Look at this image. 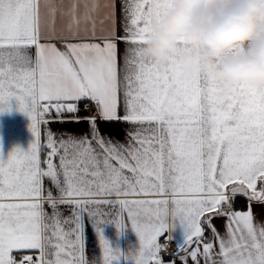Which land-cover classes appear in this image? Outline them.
<instances>
[{
    "label": "snow or ice",
    "instance_id": "obj_1",
    "mask_svg": "<svg viewBox=\"0 0 264 264\" xmlns=\"http://www.w3.org/2000/svg\"><path fill=\"white\" fill-rule=\"evenodd\" d=\"M168 3L123 0L117 35L115 0H0V113L14 101L33 136L27 150L0 155V264H87L89 220L102 264L121 255L101 234L105 222L136 233L134 264H165L161 253L177 225L182 242L173 255L182 264L189 257L194 264L198 257L204 264H264V224L254 223L250 207L259 203L264 217V89L241 85L222 98L210 78H177L175 67L148 61L140 45ZM119 43L126 45L122 79ZM81 101L103 121L132 126L127 143L102 136L89 116L88 134L57 140L48 131L42 144L45 116L74 114ZM237 196L250 202L247 211L234 210ZM61 205L71 207L70 217H61ZM214 218L226 219L223 236ZM206 229L218 251L205 242Z\"/></svg>",
    "mask_w": 264,
    "mask_h": 264
},
{
    "label": "clouds",
    "instance_id": "obj_2",
    "mask_svg": "<svg viewBox=\"0 0 264 264\" xmlns=\"http://www.w3.org/2000/svg\"><path fill=\"white\" fill-rule=\"evenodd\" d=\"M140 47L154 66L175 67L177 78H210L222 98L241 85L262 90L264 0H169Z\"/></svg>",
    "mask_w": 264,
    "mask_h": 264
},
{
    "label": "crops",
    "instance_id": "obj_3",
    "mask_svg": "<svg viewBox=\"0 0 264 264\" xmlns=\"http://www.w3.org/2000/svg\"><path fill=\"white\" fill-rule=\"evenodd\" d=\"M122 3L123 0H115V27L117 35L122 33V27L124 23L123 11H122ZM59 24V21H58ZM98 34H99V25H98ZM91 42L95 43H103L102 40H93ZM56 43V46L61 50L64 51L65 49L63 46ZM125 49L126 45L124 43H119L118 45V68L120 69V76L121 79L123 78L124 72V56H125ZM29 55H31L34 59L35 50L34 48L29 51ZM122 92H121V101H122ZM12 103V108L8 112L0 113V155L6 156L7 153L12 150L14 147H19L21 149L27 150L29 144L33 140L32 133L29 130V119L21 112L15 109V102ZM90 104V102H89ZM120 114L123 113V108L119 109ZM89 116H95L97 120V126L99 128L100 134L107 139L113 140L114 142H118L121 144L127 143V134L129 131L133 130L132 126L123 123V122H106L100 119L95 106L91 105L90 108H85V102L81 101L78 104V111L74 114L65 113L62 117L57 118L55 113L53 112L51 115H46L45 119L49 121L48 124H40L39 125V132H40V140L43 144L46 141V133L51 131L52 133L56 134L55 138L59 140L61 138L60 134H72L75 136H83L88 134L89 132V124L86 121V118ZM65 122L61 123L60 120ZM79 120L80 122L77 123L76 121ZM47 149L42 151L41 159L43 160L46 156ZM54 163L57 165L59 164L58 157L54 158ZM44 187L46 190L50 189L54 195H56V189L52 186L50 181L45 178L44 180ZM241 197V196H240ZM245 198V197H242ZM115 199V197H113ZM247 200V198H245ZM248 201V200H247ZM248 201V207H249ZM248 207L245 211L248 210ZM250 207L254 214V223L257 226H261L264 224V217L261 215V205L257 202H251ZM44 210L51 215L52 209L47 205L44 204ZM105 211L115 213L117 209L115 208H106ZM59 212L62 218L70 217L71 216V207L61 205L59 207ZM213 225L219 232L221 236L225 234V225L226 219L225 218H214L212 221ZM67 227V226H66ZM101 234L108 241L109 246L113 250H119L121 255H119L115 260L112 261V264H134L132 260V256L135 255L136 251L139 248V240L136 233L129 227L124 230L118 231L114 224L111 223H103L100 226ZM209 232V238L206 233ZM172 237L179 243L182 242V229L179 225H177L172 231ZM208 234V233H207ZM167 234H165L166 237ZM165 237L160 238V242ZM205 242L211 241L214 244L215 250L218 251V245L212 239V234L209 230H206L204 233ZM55 242V241H54ZM84 242H85V256L87 260V264H102V251L99 244V239L97 236L96 231L92 226V222L89 220L86 223L85 231H84ZM195 246V245H194ZM52 252L55 249H51ZM200 251L202 252V244L200 245ZM38 253V250H30L27 254ZM162 256V255H161ZM173 257V256H172ZM50 259H54V257L50 256ZM165 264H170L171 257L162 256ZM19 259V257H17ZM199 264H204L203 258L198 257ZM174 264H182V261L177 256L174 260ZM187 264H194V262L189 257L187 260Z\"/></svg>",
    "mask_w": 264,
    "mask_h": 264
},
{
    "label": "built area",
    "instance_id": "obj_4",
    "mask_svg": "<svg viewBox=\"0 0 264 264\" xmlns=\"http://www.w3.org/2000/svg\"><path fill=\"white\" fill-rule=\"evenodd\" d=\"M165 238L162 240L161 243H165ZM176 244H178V242L176 240H172L171 242H167V251H164L161 253L162 256H165V257H172L174 256L173 253H175L176 251ZM33 255V258L35 259L36 256L39 255V252L38 253H35V254H31Z\"/></svg>",
    "mask_w": 264,
    "mask_h": 264
},
{
    "label": "trees",
    "instance_id": "obj_5",
    "mask_svg": "<svg viewBox=\"0 0 264 264\" xmlns=\"http://www.w3.org/2000/svg\"><path fill=\"white\" fill-rule=\"evenodd\" d=\"M247 207H248V201L245 198L237 196L234 199V204H233L234 210H243V211H245L247 209ZM207 233H206V235H208V238H209V232H207Z\"/></svg>",
    "mask_w": 264,
    "mask_h": 264
},
{
    "label": "water",
    "instance_id": "obj_6",
    "mask_svg": "<svg viewBox=\"0 0 264 264\" xmlns=\"http://www.w3.org/2000/svg\"><path fill=\"white\" fill-rule=\"evenodd\" d=\"M176 257H177V256H173V257H171V262L174 261ZM174 262H175V261H174Z\"/></svg>",
    "mask_w": 264,
    "mask_h": 264
},
{
    "label": "bare ground",
    "instance_id": "obj_7",
    "mask_svg": "<svg viewBox=\"0 0 264 264\" xmlns=\"http://www.w3.org/2000/svg\"><path fill=\"white\" fill-rule=\"evenodd\" d=\"M35 253V252H34Z\"/></svg>",
    "mask_w": 264,
    "mask_h": 264
}]
</instances>
